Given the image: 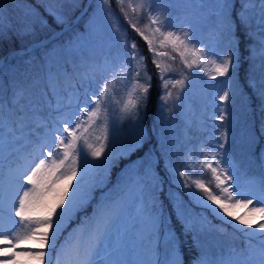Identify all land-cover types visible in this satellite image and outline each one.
<instances>
[{
  "label": "snow or ice",
  "instance_id": "1",
  "mask_svg": "<svg viewBox=\"0 0 264 264\" xmlns=\"http://www.w3.org/2000/svg\"><path fill=\"white\" fill-rule=\"evenodd\" d=\"M9 3L10 0H0V40L9 33L17 37L34 34V23L14 22L6 14ZM101 3L112 30L121 37L123 51L117 57L119 68L105 69L113 75L111 79H104L98 93L89 95L85 91L83 99L77 97L75 110L70 103H58L50 113L51 122H37L33 119L35 105L29 100L28 86L15 80L0 83V264H52L61 229L87 203L101 170L106 171L117 152L120 156L130 155L144 147L146 137L140 123V106L147 98L153 77L137 42L128 39L127 31L114 16L113 0H101ZM115 3L131 28L146 43L165 89L162 97L165 102L173 96L170 87L184 88L185 79L168 78L166 74L174 69L162 63L163 57L175 60L178 55L187 69L196 68L213 80L217 77L232 80L237 63L238 37L234 30L237 26L244 28L250 39L259 36V57L264 71V0H241V10L235 19L232 16L233 0H115ZM194 6L200 10L207 7L208 11H202L195 21L184 19L176 23L184 9ZM15 7H19L18 0L13 5ZM45 11L57 23H66L56 9L45 8ZM34 14L31 6L24 12L25 16ZM130 16L135 17L136 22ZM40 20L46 25L42 17ZM140 20H146L142 28L138 27ZM205 25L207 43L203 36ZM220 45L229 49L225 55L216 50ZM169 48L170 52L167 51ZM15 59V53L0 57V73L6 67L9 71L17 70L18 66L11 63ZM205 65H211L215 75L205 71ZM118 76L123 77L121 83L127 93V99L120 101V111L136 121L134 131L119 142L113 133L110 141L105 119L101 133L96 137L97 143L89 142V129L100 120L102 103L115 99L113 92ZM58 83L56 67H48L45 93ZM81 88L83 85L77 84V91ZM259 98L264 109V80L261 81ZM218 99L234 100L235 92L230 94L229 89L224 88ZM215 118L224 121L223 111ZM221 138L227 141V132H222ZM223 150L224 143H219L217 151L209 150L202 159L189 156L183 170L174 162H170L166 169L172 175L171 183L191 197V200L184 201L178 194H172L184 235L191 234L198 244V254L192 264H264V156L257 157V176L250 171V165L249 170H244L242 162ZM153 154L158 157L167 155L166 145L158 142V147L154 146L149 156ZM89 156L92 160L88 159ZM143 168L141 165L140 169L130 172L129 179L137 176L134 181L137 189L143 193L150 188L154 196L158 189L162 190L163 184L151 171V159L147 162L148 170L139 175ZM206 173L211 174L210 180L203 178ZM77 177L79 179L69 194L68 188ZM192 201L211 209L225 224L240 232L245 237L243 245L231 247L226 254L221 251L219 255L205 247L201 237L207 232L206 221L191 214ZM236 209L245 211L237 215ZM98 217L95 227L87 233V243L76 241L69 246L73 264H183L179 237L171 228L165 227L162 215L149 213L145 218L146 231L125 234L108 246L105 241L109 237L112 213L105 209ZM254 220L257 222L253 223ZM29 241L42 244L44 248H21ZM66 254L67 250L62 246L61 252L56 253L57 264H61L60 256Z\"/></svg>",
  "mask_w": 264,
  "mask_h": 264
},
{
  "label": "rangeland",
  "instance_id": "2",
  "mask_svg": "<svg viewBox=\"0 0 264 264\" xmlns=\"http://www.w3.org/2000/svg\"><path fill=\"white\" fill-rule=\"evenodd\" d=\"M92 5L93 8L90 12L88 11L89 5L88 7L84 6L85 12L88 11L85 22V33L65 47L68 52L71 51L72 54L78 55L76 59L80 60L76 64L80 66L79 70L69 72L72 78L69 84L62 83L60 86L56 85L51 89L49 95L43 93L35 97L29 94V100L35 105L33 119L37 122H43L44 120L51 122L53 117L50 113H52L53 110L58 107V103L61 102L64 104L70 103L72 105V110H75L77 97L83 99L85 91H87L89 95L93 92L98 93L100 84L103 83L104 79L112 78V72L105 71V69L113 67L119 68L120 66L117 57L123 51L121 37L112 30L110 21L106 19L101 0H92ZM202 11L207 13L208 8L206 7L200 10L194 6L190 9H184L176 23H180L184 19L195 21L201 15ZM112 12L115 17L119 18L121 28L127 31L128 39L130 41L135 40L139 50L147 58L148 72L153 77L151 87L153 88L157 103V116L160 120L165 122L162 126L159 125L154 137V146L158 147V142H162L167 147V155L156 156V158L160 160L162 166L167 169V167L170 166V162H174L178 169L183 170V164L189 156L193 159H202L204 154H208L209 150L217 151V145L219 143H224L223 151L229 153L230 139L238 115L227 108V101H220L218 99V95L222 94L223 89L228 88L229 79L227 77H217L213 80L210 76L205 75L204 72H200L196 68L187 69L181 63L180 57L173 53V55H176L175 60H169L167 57L161 58L162 63L170 65L171 68L174 69V71H170L166 75L168 78L176 80L184 78L185 86L184 88H180L179 86L176 88L170 87L173 96L165 102V100L162 99L165 95V89L161 85L146 43L128 24L127 20L120 12L119 7L116 5L115 0H113L112 3ZM130 18L133 22H136L135 17L130 16ZM144 23H146V20H140L138 27L142 28ZM203 36L205 37V43H207L206 38L208 36V30L206 25L203 28ZM216 50L221 55H225L229 51L224 45L218 46ZM167 51L170 52V48L167 49ZM59 52L60 49H55L45 56V60L49 62L52 59L58 58ZM236 55L238 63L240 60L238 47ZM72 66L73 64L69 65V67ZM204 67L205 71L209 72L211 75H215L211 65H205ZM122 79V76L116 77L115 90L113 92L115 99L112 101L106 100L102 103V115L100 120L93 126V129H89L91 133L89 142L97 143L96 137L100 135L105 119L108 123L110 141L113 133H115L117 141L119 142L134 131L133 126L136 121L120 111L122 107L120 101L127 99L124 84L121 83ZM77 84L83 85L80 91H77ZM65 96L67 99H65ZM145 101L140 106V123L144 130V134L147 132V125L145 122L147 107ZM221 111H223L225 115L224 121L215 118ZM222 132H227V141L222 140ZM105 153L107 154V149ZM130 155L120 156L119 152H117L108 164L106 171L101 170V174L96 177L91 187V194L87 203L82 208L78 209L72 218H74L78 212L86 208L88 204L98 196L100 202L94 217L88 224L76 227L68 242L60 247H56L57 253L61 252L62 246L67 250L66 255L60 256V261L64 264H73V253L69 246L76 241L87 243L88 231L95 227L99 218L98 214L102 213L105 209H108L112 213V222L109 226V237L105 241V246L114 243L117 238L125 234H139L147 230L148 225L145 223V218L150 212L146 209L144 202L138 197L139 190L134 183L137 176H133L131 180L129 179V173L136 170L138 163L136 160L124 161L128 159ZM260 156H264V148L261 149ZM88 159L92 160V157L89 156ZM7 163L8 162L5 161L6 165ZM120 163L122 167L118 170L116 178H114V172ZM147 170L146 166L145 171ZM151 171L153 173V169H151ZM168 174L172 181L171 173ZM203 178L206 181L210 180L211 174L206 173ZM172 184L178 188L175 183ZM74 186L75 185L68 188L69 194H71ZM179 189L184 192L182 188ZM186 195L191 200V197L188 194ZM192 202L196 204L195 201ZM210 203L211 202H209V204ZM212 207L215 206L213 205ZM235 211L237 215H240L245 210L236 209ZM71 219L65 222L62 229H64ZM202 221L204 220L202 219ZM255 222L257 221L254 220L253 223ZM205 227L207 228V232L202 235L201 240L205 247L209 248L217 255L220 254L219 248L226 254L227 251L223 249L228 245H240V239H229L220 231H213L206 224ZM166 228L172 229L170 225L166 226ZM21 248L25 250H39L44 248V245L29 241L21 245ZM51 259L52 264H56V253L52 255ZM33 264H38V262H33Z\"/></svg>",
  "mask_w": 264,
  "mask_h": 264
},
{
  "label": "trees",
  "instance_id": "3",
  "mask_svg": "<svg viewBox=\"0 0 264 264\" xmlns=\"http://www.w3.org/2000/svg\"><path fill=\"white\" fill-rule=\"evenodd\" d=\"M18 2L19 7L13 8V5L17 4V0H10L6 14L14 22L25 20L34 23L35 32L32 35L24 37H17L9 33L4 39L0 40V57H8L10 53H15L16 59L12 60L11 63L18 66L15 71H9L6 67L4 72L0 73V83L8 84L15 80L18 83L28 86L30 96L34 95L37 97L43 93L49 95L51 89L49 93H45L44 91L46 70L48 67H56L59 73L58 86L62 83L69 84L72 79L69 72L78 71L80 68L76 64L80 60L76 59L78 55L72 54L71 51L68 52L65 47L85 33L86 16L88 15V11L90 12L93 8L92 1L89 4L88 11L75 23L76 16L84 8L87 0H18ZM240 2L241 0H233L235 8L232 10V16L234 19L241 10ZM28 6H31L35 10L34 15H24ZM45 8L56 9L65 18L66 23H57L53 16L45 11ZM41 17L43 21L47 22L46 25L41 22ZM238 23L237 21V25ZM65 26L70 27L49 43L33 48L26 55L17 52L19 49H27L32 43L55 34ZM234 30L238 37L240 60L236 64L234 72L230 69L233 78L229 80V91L230 94L235 92V99L227 101V108L231 112H235L238 118L230 139L229 155L235 160L242 162L244 164V170H249L250 165V171L258 176L259 165L257 163V157L260 156V151L264 148V109L261 107L259 98L261 81L264 80V71L261 69L259 57V36H254L250 39L245 35L244 28L237 26ZM55 49H60L59 57L47 62L45 56ZM70 64H73L74 67H69ZM145 104L147 107L145 117L147 132L145 134L144 147L132 153L124 161L136 160L138 163L136 169H140L141 165H143V171L139 173L141 175L146 170L147 162L151 159L153 174L161 180L163 184L162 190L158 189L153 196L150 188L145 189L143 193L139 191L138 197L144 202L146 209L150 213L157 216L162 215L165 227L168 225L172 227L180 240L179 250L183 264H191L193 258L198 254V244L194 242L191 234L184 235L181 227L182 221L178 219L175 212V200L172 198V194H178L184 201H189L190 199L183 191L171 183L168 172L162 166L160 160L156 158V155L149 156V153L153 152L154 149V137L159 125L162 126L165 124L157 116V103L152 87L149 88ZM121 163L116 167L114 178H116L118 170L122 167ZM153 203H155V208H153ZM98 206L99 197L97 196L86 208L78 212L69 221L57 237V246L63 245L69 240L77 225L89 223ZM190 212L193 216H198L206 221V225L213 231H220L229 239H240V245H228L223 250L228 252L231 247L243 245L245 237L233 229L230 224H225L220 217L211 212V209H205L192 202ZM233 223L235 222L233 221ZM241 227L244 226L241 225ZM219 251L221 252V248H219ZM61 264L64 263L61 262Z\"/></svg>",
  "mask_w": 264,
  "mask_h": 264
},
{
  "label": "bare ground",
  "instance_id": "4",
  "mask_svg": "<svg viewBox=\"0 0 264 264\" xmlns=\"http://www.w3.org/2000/svg\"><path fill=\"white\" fill-rule=\"evenodd\" d=\"M79 179V177H77V179H74L72 182H71V185H75L77 183V180Z\"/></svg>",
  "mask_w": 264,
  "mask_h": 264
},
{
  "label": "water",
  "instance_id": "5",
  "mask_svg": "<svg viewBox=\"0 0 264 264\" xmlns=\"http://www.w3.org/2000/svg\"><path fill=\"white\" fill-rule=\"evenodd\" d=\"M51 39H53V36H52V37H50V38H48L46 41L42 42V44H43V43H45V42H48V41H50Z\"/></svg>",
  "mask_w": 264,
  "mask_h": 264
}]
</instances>
